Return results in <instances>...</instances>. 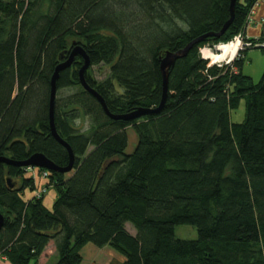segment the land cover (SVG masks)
<instances>
[{"label": "trees", "instance_id": "16d2710c", "mask_svg": "<svg viewBox=\"0 0 264 264\" xmlns=\"http://www.w3.org/2000/svg\"><path fill=\"white\" fill-rule=\"evenodd\" d=\"M257 1L231 9V0H0V158L41 154L69 165L50 130V83L59 55L74 47L89 68L109 67L103 82L89 68L84 80L110 115L125 117L106 115L81 85L84 58L75 56L53 102L71 169L47 171L56 193L47 209L43 197L23 199L36 189L27 168L0 163V257L33 264L52 242L55 264H82L87 244L120 253L122 264H264V69L254 84L241 73L246 49L222 65L200 56L242 35ZM244 40L264 56V19L259 38ZM190 44L166 70L161 105V59ZM241 101L244 119L232 123ZM128 129L137 135L131 154ZM179 225L197 238H176Z\"/></svg>", "mask_w": 264, "mask_h": 264}, {"label": "rangeland", "instance_id": "374dc122", "mask_svg": "<svg viewBox=\"0 0 264 264\" xmlns=\"http://www.w3.org/2000/svg\"><path fill=\"white\" fill-rule=\"evenodd\" d=\"M252 14L253 13L251 10L249 13V16H248V21H247V25L245 27V30L247 28L253 27V24L251 22V15ZM245 30H244V33L242 35L238 34L237 36H235V37H239L238 40H237V38H236V40H233L234 39L233 38L228 43L218 44L217 46H213V47H207L206 46V47L202 48L200 50V56L202 58H204L202 50L206 49V50L211 51L214 54H218L219 53L218 50H219L220 45H228V44L235 43V44H237V48L239 49V52L236 51L235 57L238 56V54L240 53L241 50L246 49L244 61H243L242 68H241V73L245 76L250 77L252 82L254 84H256L260 80L262 73H263L264 56H263L262 51L260 49H258L256 45L255 46H249V44H248V46H245V44H246L244 42L245 41L244 39H246L245 38ZM260 46H264V42ZM207 61L209 62V64H213L211 62V60L208 59ZM225 61H227V59H225L222 62H217L216 64L222 65V64H224ZM88 74L96 83H101L109 77V67H107L106 65H101V64L91 66L88 69ZM116 89L119 93L121 92V90L119 88H116ZM68 93L69 92H67V93L62 92V95H66ZM243 119H244V102L241 101L238 109H236L230 113V121L232 123H241L243 121ZM77 125L79 126L81 131H86L89 129V126H90L89 119H85L84 121L81 120V121L77 122ZM127 136H128V144H127L125 153L131 154L133 152L135 145H136V142H137V135L135 134V132L132 129H128L127 130ZM34 169L36 170V172L41 171V169H39V168H34ZM26 176H28V175L26 174ZM36 178H37V174L35 176L34 183L36 181ZM15 180H17V184L19 186L20 180L19 179H15ZM44 185L47 186L46 184H44ZM44 185L40 186V184L36 183L35 184V188H36L35 191L30 192L29 190L26 189V192L32 193V197H35V194L37 192H39L38 190L41 187H44ZM54 194H55V197L53 198ZM55 198H56L55 190L52 187H47L45 195H44V199H46V201H44V204H49V201L50 200L54 201ZM23 199H27L26 194H23ZM126 229L129 233L134 235L135 231L131 225L128 224ZM174 234H175L176 238L181 239V240H195L197 238L195 228L192 226H188V225L176 226L175 230H174ZM105 249H107L109 251H107L103 257L98 259V264H122L123 263L124 257L120 253L115 252L111 248L110 249L105 248ZM89 255H90V252H87V250L84 248L83 253H82V256H83L82 264H92V261L95 260V258H93L91 255L90 256ZM56 262H57V256L55 255L49 262H46V260H42V261L37 260V262L33 263V264H55ZM0 264H2V263H0Z\"/></svg>", "mask_w": 264, "mask_h": 264}, {"label": "water", "instance_id": "95a60500", "mask_svg": "<svg viewBox=\"0 0 264 264\" xmlns=\"http://www.w3.org/2000/svg\"><path fill=\"white\" fill-rule=\"evenodd\" d=\"M234 1L235 0H231V6L230 8L232 9L233 5H234ZM227 24L224 26V28L222 29V31L217 35V37L221 36L222 33L225 31V29L227 28ZM191 44L186 47L184 50H181L177 53H169L166 52L163 56V58L161 59V70H162V77H163V84H162V88H163V97H162V101H161V105H163L164 103V99H165V92L167 89V74H166V70L171 68L175 61L178 58L184 57L187 52L189 51V49L191 48ZM261 48L264 49V46H260ZM219 51V50H218ZM80 55L82 58H84V65L82 66V68L80 69L79 72V80L81 82V85L94 97L97 98V100L100 102V104L103 107V110L105 112L106 115H108L109 117H111L112 119H125V117H117V116H112L108 113V111L106 110L104 103L102 101V99L96 94V92H94V90H91L85 83L84 80V73L85 71L89 68L90 63L88 62L87 58L85 57L84 53L81 51L80 48L78 47H74L73 49L69 50V51H64L59 55V64L55 69V72L52 76L51 79V92H50V117H49V124H50V130H51V134L52 136L61 144L63 145L67 150H68V154H69V165L66 168H57L54 166V164L52 162H50L49 160H47L43 155L41 154H34L31 157H29V159H27L24 162H12L10 159L7 158H0V163L1 164H5V165H13V166H17V167H21V168H39V169H43L49 172H54V173H67L69 172V170L71 169V165H72V161H73V156H72V152L70 150V148L68 147V145L62 141L60 138H58V136L56 135L55 129H54V124H53V102H54V98H55V92H56V87H55V83L58 79L59 73L61 71H63L64 69L68 68L71 65L72 60L74 59L75 56ZM205 60H208L206 58H204ZM231 61V60H229ZM145 112H138L136 114H133L131 116H129L130 118H137L139 117L141 114H144ZM5 183L7 185L8 188H13V184L11 183V180L9 178L5 179ZM2 223H3V218L0 215V228L2 227Z\"/></svg>", "mask_w": 264, "mask_h": 264}, {"label": "crops", "instance_id": "0c3cea01", "mask_svg": "<svg viewBox=\"0 0 264 264\" xmlns=\"http://www.w3.org/2000/svg\"><path fill=\"white\" fill-rule=\"evenodd\" d=\"M252 15H251V22L253 24V27L247 28L245 30V38L246 39H252V40H257L258 37L260 36L259 34L261 33V26H262V22L264 19V0H258L257 3L254 5V7L252 8ZM40 184L44 185L47 183V180L42 179L39 175H37L35 184ZM27 195V199L32 197V193L26 192L25 193ZM55 197V194L53 196V198ZM44 201H46V199H44L43 196V205L47 208V209H51L53 202L54 201H49V204H44ZM51 202V203H50ZM86 249L87 252H90V255L95 258V260L92 261V264H98V259L103 257L104 254L109 251L105 248L110 249L109 247H103V248H96L95 246H93L92 244H87L83 247V249ZM83 249L80 252V255L82 257L83 260ZM55 248L53 243H49L48 246L46 247V249L44 250V252L42 253V255L40 256V258L38 259V261H42V260H46V262H49L54 256H55ZM89 255V256H90ZM0 263L2 264H8L4 258L0 257Z\"/></svg>", "mask_w": 264, "mask_h": 264}, {"label": "bare ground", "instance_id": "6f19581e", "mask_svg": "<svg viewBox=\"0 0 264 264\" xmlns=\"http://www.w3.org/2000/svg\"><path fill=\"white\" fill-rule=\"evenodd\" d=\"M237 49V44L232 43L228 45H220L218 54H214L206 49L202 50V53L204 58L211 60L212 63H217L222 62L225 59H227V61L231 59L232 61L236 55V51L239 52V49Z\"/></svg>", "mask_w": 264, "mask_h": 264}, {"label": "built area", "instance_id": "2783aa9c", "mask_svg": "<svg viewBox=\"0 0 264 264\" xmlns=\"http://www.w3.org/2000/svg\"><path fill=\"white\" fill-rule=\"evenodd\" d=\"M236 38H237V40L239 39V37H234V39L233 40H236ZM245 46H248V44H245ZM226 63H228V62H226ZM209 65H212V64H209ZM216 65H219V64H216ZM26 174L28 175V176H30L31 178H33V180L35 179V176H36V174L37 175H39L42 179H44V180H47V176H48V172L47 171H44V170H41V171H37L36 172V170L34 169V168H27L26 169ZM48 186H45L44 185V187H41L38 191L39 192H37L36 194H35V197L36 198H41V197H43L44 195H45V192H46V188H47Z\"/></svg>", "mask_w": 264, "mask_h": 264}, {"label": "clouds", "instance_id": "9594fccd", "mask_svg": "<svg viewBox=\"0 0 264 264\" xmlns=\"http://www.w3.org/2000/svg\"><path fill=\"white\" fill-rule=\"evenodd\" d=\"M203 59H204V58H203ZM226 62L230 63L231 61H225L224 63H226ZM228 63H226V64H228ZM214 64H216V63H213L212 65H214Z\"/></svg>", "mask_w": 264, "mask_h": 264}]
</instances>
